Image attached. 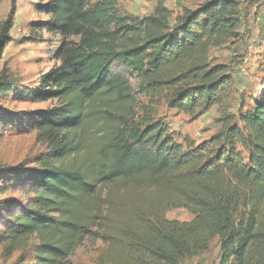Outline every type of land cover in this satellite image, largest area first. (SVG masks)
<instances>
[{"label":"trees","instance_id":"trees-1","mask_svg":"<svg viewBox=\"0 0 264 264\" xmlns=\"http://www.w3.org/2000/svg\"><path fill=\"white\" fill-rule=\"evenodd\" d=\"M199 1L174 26L161 6L144 19L121 15L117 0L35 6L47 18L32 29L59 38L58 66L25 93L62 105L30 120L45 152L30 165L0 169L1 189L26 194L23 203L0 202L3 263L71 264L93 240L103 245L97 264H181L217 238L219 264H264V89L240 114L241 126L227 128L228 144L178 143L148 105L140 120L116 132L104 161L81 160L76 138L90 125L89 103L131 97L133 81L149 104L166 91L168 108L192 118L227 100V69L211 67L206 56L211 42L236 35L240 0ZM12 26L10 16L0 22V63ZM262 75L264 84V65ZM12 84L0 69V92ZM172 209L192 219L168 220Z\"/></svg>","mask_w":264,"mask_h":264},{"label":"rangeland","instance_id":"rangeland-1","mask_svg":"<svg viewBox=\"0 0 264 264\" xmlns=\"http://www.w3.org/2000/svg\"><path fill=\"white\" fill-rule=\"evenodd\" d=\"M47 1L1 0L0 3V22L8 16L13 18L10 43L0 63V69L4 68L13 83L7 92H0V169L20 163L30 165L35 156L45 152V146L36 141V128L30 120L37 112L62 105L59 100L33 101L25 93L37 86L40 76L58 66L53 54L59 38L32 29V24L47 18L36 12L35 6ZM199 4V0H117L119 13L130 18L144 19L153 15L158 6L164 7L170 15V26L178 23L185 9L193 11ZM238 14L240 27L236 35L211 42L206 56V63L211 67L221 65L227 69L231 84L225 102L192 118L168 108L169 93L166 91L149 104V99L137 90V83L133 81L131 97L122 100L118 95H104L89 103L90 125L76 138L82 144L81 160L86 164L104 161L103 153L113 142L116 132L124 124L140 120L142 107L148 105L154 119L162 122L178 143L184 144L187 138L196 145L212 139L228 144L227 128L241 126L240 114L252 107L254 98L264 89V0H240ZM235 148L243 159H248V153L239 145ZM2 188L0 202L9 201L15 205L25 202L24 189L12 185ZM166 218L189 222L192 215L184 209H172L166 213ZM102 248L101 242L86 240L71 258V264H97ZM12 260L6 264H11ZM219 260V243L215 238L207 251L186 258L181 264H219ZM0 264L5 263L0 259Z\"/></svg>","mask_w":264,"mask_h":264}]
</instances>
